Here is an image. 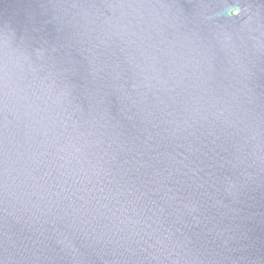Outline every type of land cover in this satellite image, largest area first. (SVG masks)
I'll list each match as a JSON object with an SVG mask.
<instances>
[{"label": "water", "instance_id": "obj_1", "mask_svg": "<svg viewBox=\"0 0 264 264\" xmlns=\"http://www.w3.org/2000/svg\"><path fill=\"white\" fill-rule=\"evenodd\" d=\"M0 264H264V0H0Z\"/></svg>", "mask_w": 264, "mask_h": 264}]
</instances>
